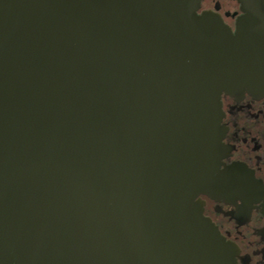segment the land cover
Instances as JSON below:
<instances>
[{
  "label": "water",
  "instance_id": "obj_1",
  "mask_svg": "<svg viewBox=\"0 0 264 264\" xmlns=\"http://www.w3.org/2000/svg\"><path fill=\"white\" fill-rule=\"evenodd\" d=\"M0 0V264H238L222 94L264 97V0Z\"/></svg>",
  "mask_w": 264,
  "mask_h": 264
},
{
  "label": "flooded vegetation",
  "instance_id": "obj_2",
  "mask_svg": "<svg viewBox=\"0 0 264 264\" xmlns=\"http://www.w3.org/2000/svg\"><path fill=\"white\" fill-rule=\"evenodd\" d=\"M198 14L211 12L233 30L242 14L238 0H201ZM226 147L220 169L235 181L214 197L200 194L204 214L237 249L238 264H264V97L222 94Z\"/></svg>",
  "mask_w": 264,
  "mask_h": 264
}]
</instances>
